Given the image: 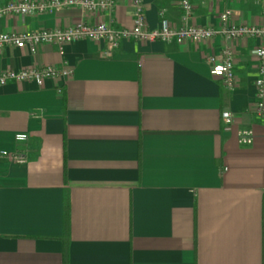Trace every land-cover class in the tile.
<instances>
[{
  "label": "crops",
  "instance_id": "obj_1",
  "mask_svg": "<svg viewBox=\"0 0 264 264\" xmlns=\"http://www.w3.org/2000/svg\"><path fill=\"white\" fill-rule=\"evenodd\" d=\"M11 1L22 0L0 5ZM141 1L150 29L161 10L183 24L179 0ZM190 1L189 24L218 28L228 10L235 25L264 27V0ZM133 15L132 0L93 14L69 6L1 16L0 33L126 27ZM224 43L0 47V73L72 70L0 86V153L27 156L0 154V264H264V117L253 110L261 39L230 42L231 90L208 62ZM240 130L250 145L238 144Z\"/></svg>",
  "mask_w": 264,
  "mask_h": 264
},
{
  "label": "built area",
  "instance_id": "obj_2",
  "mask_svg": "<svg viewBox=\"0 0 264 264\" xmlns=\"http://www.w3.org/2000/svg\"><path fill=\"white\" fill-rule=\"evenodd\" d=\"M116 0H22L11 1L0 5V17L6 15H31L42 12L58 11L69 6H78L86 12L93 14L100 11H111ZM211 1V0H210ZM181 9V26H173L164 16V10L160 11L161 21L158 27L150 29L147 26L144 6L141 0H132L134 15L130 26L113 27L111 20L99 21L96 24H89L84 21L78 22L74 26L63 29H43L37 31L24 32H1L0 47L17 46L28 47L35 53L41 44H54L64 46L83 39L94 41H104L111 48H116L122 40L135 41H162L183 43L191 41L201 43L211 40L215 36H222L224 45L220 50V55L210 56L208 62L211 64L212 75L219 79L225 88L231 90L235 86L234 58L230 42L245 37H258L261 44L256 50L257 57V77L255 80L256 100L253 110L257 116L264 117V27L235 25L230 20L231 12L225 11L221 14V25L218 28L204 27L189 24L192 4L190 0H179ZM72 75V70L67 67L58 68L46 66L24 70H8L0 73V86L10 81L23 82L34 81L41 85L48 78H65ZM62 88L59 89V92ZM221 119L225 124L233 121V115L229 111L221 112ZM28 135L24 132L17 133V142H26ZM253 141L250 130H240L237 142L240 145H250ZM2 156L9 157L13 162L25 164L27 156L24 152H10L3 150Z\"/></svg>",
  "mask_w": 264,
  "mask_h": 264
}]
</instances>
